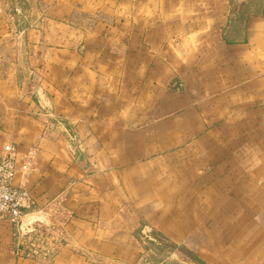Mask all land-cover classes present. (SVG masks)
<instances>
[{
  "label": "crops",
  "instance_id": "crops-1",
  "mask_svg": "<svg viewBox=\"0 0 264 264\" xmlns=\"http://www.w3.org/2000/svg\"><path fill=\"white\" fill-rule=\"evenodd\" d=\"M87 2L128 11L90 17L104 31L75 14L0 30V158L7 143L18 161L33 151L36 208L58 200L73 217L48 264H112L114 249L136 263V227L114 242L116 216L251 233L264 206V0ZM15 232L0 218V264H42L16 255ZM250 237L230 264H264Z\"/></svg>",
  "mask_w": 264,
  "mask_h": 264
},
{
  "label": "rangeland",
  "instance_id": "rangeland-1",
  "mask_svg": "<svg viewBox=\"0 0 264 264\" xmlns=\"http://www.w3.org/2000/svg\"><path fill=\"white\" fill-rule=\"evenodd\" d=\"M5 1L4 6H0V22L3 21V17H9V20L1 23L0 30L7 28L9 32L16 34L20 32L22 34L26 29L41 30V27L44 29L45 23H42V18L62 20L68 14H75L76 18L81 20L80 26L86 29L96 28L97 31H104L103 24L94 23L93 19L96 18L94 15L112 13L90 6L87 0H62L60 7L54 6L56 4L54 1L48 8L40 7L39 4L32 6L28 2L24 3L25 0H12L13 4L11 2L5 4ZM78 6L79 9L76 8ZM121 11V8H114L112 14L125 15L128 9L123 8ZM253 13H257V10H253ZM90 17L93 18L91 22ZM31 175L32 173L28 180ZM28 212L24 225L30 226L25 234L21 233L15 241H19L23 251L27 249V245L33 249L31 255L25 257L48 264L40 258L44 254L52 253L54 258L61 245L68 242L67 226L73 217L58 200L47 204L45 208L37 209L35 206ZM253 219L256 228L252 229L251 233H223L210 232L207 230L208 225H191L183 216L156 215V227L146 219H139L136 222L130 216H116L113 218L114 242L127 243L128 228L130 231L132 227H136L131 236L139 243L140 260L132 264H230L235 250L242 245H248L250 235L253 239L257 237L261 242L257 254L264 256V206L258 209ZM113 254L112 264H131L124 263L116 256L120 255V249H114Z\"/></svg>",
  "mask_w": 264,
  "mask_h": 264
},
{
  "label": "built area",
  "instance_id": "built-area-1",
  "mask_svg": "<svg viewBox=\"0 0 264 264\" xmlns=\"http://www.w3.org/2000/svg\"><path fill=\"white\" fill-rule=\"evenodd\" d=\"M5 153L0 158V218L11 221L16 230V237L25 234L24 219L27 212L32 211L36 205L34 196L27 184L28 177L33 172H38L34 166L33 151H27L21 161L17 158V147L13 143L4 145ZM21 173V181L15 183L17 173ZM33 249L27 245L24 251L19 241H16L15 253L18 256H30ZM44 263L53 259L52 254H44L41 258Z\"/></svg>",
  "mask_w": 264,
  "mask_h": 264
},
{
  "label": "water",
  "instance_id": "water-1",
  "mask_svg": "<svg viewBox=\"0 0 264 264\" xmlns=\"http://www.w3.org/2000/svg\"><path fill=\"white\" fill-rule=\"evenodd\" d=\"M29 226H30V225H28V224H27V225H24L23 229H24L25 231H27L28 228H29Z\"/></svg>",
  "mask_w": 264,
  "mask_h": 264
}]
</instances>
